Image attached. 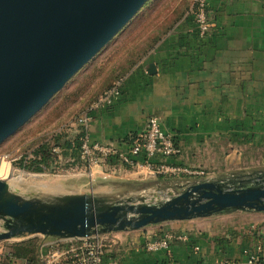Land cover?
I'll return each mask as SVG.
<instances>
[{"label": "crops", "instance_id": "0c3cea01", "mask_svg": "<svg viewBox=\"0 0 264 264\" xmlns=\"http://www.w3.org/2000/svg\"><path fill=\"white\" fill-rule=\"evenodd\" d=\"M208 7L211 27L206 37L198 35L188 8L122 78L120 97L92 114L93 142L126 149L147 121L156 118L180 149L178 156L168 160L171 163L199 170L215 163L207 154L219 148L228 150L224 165L233 161V155L237 167L263 162L264 156L256 157L255 152L264 148V0H209ZM206 171L207 178L217 180ZM91 173L87 175L82 165L70 173L48 174L51 180L59 177L65 183L48 185L47 191L67 197L69 177H75L86 196L105 203L133 199L150 188L179 194L184 190L179 185L183 177H153L145 169H126L120 162L94 166ZM259 214L242 217L231 231L218 235L186 233L182 223L192 219L103 233L100 236L108 247L105 262L246 264L242 252L264 244V213ZM169 222L180 223L175 229L163 226ZM166 232L185 234L189 243H172L168 250L155 253L144 250L145 242Z\"/></svg>", "mask_w": 264, "mask_h": 264}, {"label": "water", "instance_id": "95a60500", "mask_svg": "<svg viewBox=\"0 0 264 264\" xmlns=\"http://www.w3.org/2000/svg\"><path fill=\"white\" fill-rule=\"evenodd\" d=\"M149 0H0V145L29 122ZM0 180V242L22 234L83 238L236 209L264 213V175L203 180L155 204L86 196L39 215Z\"/></svg>", "mask_w": 264, "mask_h": 264}, {"label": "rangeland", "instance_id": "374dc122", "mask_svg": "<svg viewBox=\"0 0 264 264\" xmlns=\"http://www.w3.org/2000/svg\"><path fill=\"white\" fill-rule=\"evenodd\" d=\"M176 1L180 2L181 0ZM191 1L189 0V2ZM156 2L157 0H149L147 2L148 4L146 6L144 5L135 17L103 49L66 83L61 91L20 130L0 145V163H5L8 168L6 175H0V180L7 182L12 188L11 192L13 191L22 200H31L34 203V208L39 211V215L32 217L34 222L39 223L40 217L44 215L55 216L57 213L56 208L61 205L66 207L72 205L76 200L83 201L85 199V193L82 189H78L79 183L75 181L76 179H73L75 177H69L67 183L70 191L67 197L51 194L47 191L48 185H64L65 181H62L59 177H54L51 180L50 178L52 177L47 176L49 173H43L38 177H33L31 175L35 173L19 168L15 162L29 155L31 148L35 145L49 140L52 136L62 135L68 138L77 134L79 127L76 124V120L78 116L93 103L97 94L100 93L102 86L105 84L104 81L107 78H112L117 75H122L120 77L125 76L126 71L122 73L121 70L128 66V61L136 58L138 47L146 44L144 38L149 36L151 34L150 32L156 28V19L151 21L150 18L146 22V14H148L151 6ZM158 6L156 5L155 7L158 8ZM155 7L154 10L156 9ZM142 24L145 27L140 31ZM227 153L228 150L226 148L213 150V153L207 155L212 156L215 163L207 165L206 167L201 166L202 168H199V170L209 171L210 177L217 180H222L226 177L242 178L245 175H264V158L262 159L263 162L253 161V164L237 167L235 164L236 155H233V161L230 164L224 165L226 159L224 156H227ZM255 154L256 157L264 156V148L260 150L259 154L257 152ZM66 162L68 161L61 160L59 162L60 167L57 169L58 173L56 174L70 173L73 171L75 167L69 169L64 168ZM171 191L175 193V190L168 189H145L143 192H139V195L132 197L133 199H129L130 205L148 204L146 200L154 201L155 199L160 202ZM178 194L176 193V195ZM126 201L124 198L115 199L117 203H127ZM154 203L157 202H150L149 204L152 205ZM259 215L257 211L236 209L224 213L197 217L182 224H184V231L188 234L199 231L200 233L205 232L210 235H218L227 230L231 231L241 221L242 217L254 218ZM14 222L15 220L1 217L0 233L4 232L6 227L14 224ZM179 223L169 222L163 226L168 229H175ZM33 237H37L41 242L43 240L46 241V238H48V236L37 234H22L7 241L0 242V249L3 248V250H6L14 243ZM106 249L108 250V247Z\"/></svg>", "mask_w": 264, "mask_h": 264}, {"label": "built area", "instance_id": "2783aa9c", "mask_svg": "<svg viewBox=\"0 0 264 264\" xmlns=\"http://www.w3.org/2000/svg\"><path fill=\"white\" fill-rule=\"evenodd\" d=\"M209 0H193L192 7L195 8L194 25L198 35L206 37L210 31V11ZM122 79L114 85L96 101H94L76 120V124L82 128L81 144L79 148V160L83 168L87 170V175L91 176V168L103 166L107 160L117 159L122 165L130 169H145L153 177L186 176L179 185L185 189L191 185L190 180L196 178H207L202 170H194L180 165L171 164L168 160H173L180 154V149L176 144L172 134L164 131L156 118H150L145 129L131 139L126 149H121L113 144H102L93 142L89 133V126L92 114L110 107L120 97ZM159 190V189H158ZM169 190V189H168ZM171 190V189H170ZM143 192V191H142ZM176 196L173 191L161 201ZM143 198V197H142ZM144 199V198H143ZM127 200V199H126ZM146 200V199H145ZM159 202V200H146ZM155 204V203H154ZM189 243V238L185 234L166 232L162 236L145 242L143 248L146 252L155 253L168 250L172 243ZM197 252L198 247H193ZM246 264H264V244H258L253 250H244ZM106 246L100 234H93L83 238H46L38 247V264H108L105 262ZM7 258V260H4ZM0 264H30L27 260L17 259L10 254H6L2 249L0 253ZM109 264H121L118 261Z\"/></svg>", "mask_w": 264, "mask_h": 264}, {"label": "trees", "instance_id": "16d2710c", "mask_svg": "<svg viewBox=\"0 0 264 264\" xmlns=\"http://www.w3.org/2000/svg\"><path fill=\"white\" fill-rule=\"evenodd\" d=\"M147 4L148 3H146L145 6ZM156 5H159L158 8L155 7ZM189 5V0H181L180 2H177L176 0H157V2L153 4V6H151V8L149 9L148 14H146V22L149 21L150 18L151 21L156 19L157 26L150 32L151 34L149 36H146L144 38L146 44L142 47H138L136 58L134 60L128 61V66L121 70V72L123 73L126 71V75L142 59V57H144L147 52L152 49L153 46H155L160 37L171 29L173 24L177 20H179V18L184 12H186V10L190 9L189 14L194 21L193 16L195 14V8L192 7V3L191 8H189ZM154 7L156 8L155 10ZM143 24L140 26V31L145 27V25L143 26ZM120 76L117 75L112 78H107L104 81L105 84L102 86L100 93L97 94L94 101H96V99L105 91L109 90L115 82L123 78ZM78 131L77 134H75L73 137L67 138V136L55 135L52 136L49 140L40 142L39 144L31 148L29 155L17 160L15 162L16 165L25 171L35 174L58 173L57 169L60 167L59 162H61V160L68 161L64 166L65 169L82 166L83 164L79 160V148L81 144L82 128L79 127ZM118 162L119 161L117 159L107 160L108 164H118ZM123 167L128 169L127 166L123 165ZM61 171L63 170L61 169ZM181 177H183L185 180L187 178L186 176ZM143 186L148 185L145 184ZM141 187L142 185H139V188ZM40 243L41 240H39L37 237L28 238L12 244L5 250V253L10 254L12 257L17 259L27 260L30 264H38L37 254ZM4 260H7V258H5Z\"/></svg>", "mask_w": 264, "mask_h": 264}, {"label": "bare ground", "instance_id": "6f19581e", "mask_svg": "<svg viewBox=\"0 0 264 264\" xmlns=\"http://www.w3.org/2000/svg\"><path fill=\"white\" fill-rule=\"evenodd\" d=\"M8 171L7 165L5 163H0V175H6Z\"/></svg>", "mask_w": 264, "mask_h": 264}]
</instances>
